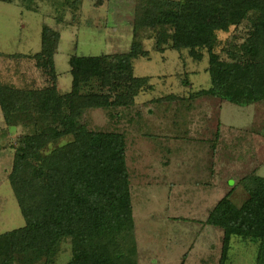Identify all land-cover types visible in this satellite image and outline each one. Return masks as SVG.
<instances>
[{
  "label": "rangeland",
  "instance_id": "374dc122",
  "mask_svg": "<svg viewBox=\"0 0 264 264\" xmlns=\"http://www.w3.org/2000/svg\"><path fill=\"white\" fill-rule=\"evenodd\" d=\"M139 2H0V81L27 91L53 85L35 58L46 26L61 36L55 56L61 95L72 91L74 58L106 57L109 64L114 56L137 48L140 54L131 60V67L133 76L144 83L134 103L127 108L75 111L73 119L91 131L125 137L137 264H182L194 243L201 244L200 251L206 249L202 227L194 225L204 221L208 226L211 211L204 208L213 210L236 188L232 197L239 204L241 196L248 197L241 182L252 175L264 177V101L245 107L208 96L195 95L191 101V94L211 88L208 52L201 51L204 57L197 61L188 50H174L170 37L159 43L163 31L172 33L173 14L167 10L160 13V26L135 29ZM255 17L229 32H217L215 51L221 59L231 60L228 50L241 52ZM109 91L96 79L83 84L81 94ZM57 126L30 108L9 126L0 108V235L26 225L9 180L20 140L33 129ZM71 259L72 245L65 240L50 264H67Z\"/></svg>",
  "mask_w": 264,
  "mask_h": 264
},
{
  "label": "trees",
  "instance_id": "16d2710c",
  "mask_svg": "<svg viewBox=\"0 0 264 264\" xmlns=\"http://www.w3.org/2000/svg\"><path fill=\"white\" fill-rule=\"evenodd\" d=\"M164 10L173 14L172 33L163 31L160 44L170 37L174 50H188L197 61L204 57L201 51L208 52L211 88L191 94V101L208 96L234 107L264 101V0H140L135 29L160 26ZM251 15L256 17L241 52L228 50L231 60L221 59L215 51L217 32H229ZM60 38L46 26L35 56L51 77V87L27 91L0 81V108L7 125L14 126L26 108L58 124L33 129L19 142L9 180L26 225L0 235V264H50L65 240L72 245L67 264H137L125 137L91 131L78 125L73 113L131 106L144 83L131 67L140 53L136 48L116 55L109 64L106 57L74 58L72 91L61 95L55 67ZM96 79L111 91L81 94L82 85ZM241 185L248 195L242 206L234 204L230 192L206 222L224 232L220 264L225 263L231 237L264 240V177L248 176Z\"/></svg>",
  "mask_w": 264,
  "mask_h": 264
},
{
  "label": "crops",
  "instance_id": "0c3cea01",
  "mask_svg": "<svg viewBox=\"0 0 264 264\" xmlns=\"http://www.w3.org/2000/svg\"><path fill=\"white\" fill-rule=\"evenodd\" d=\"M232 185V183L230 184ZM238 188L231 189L232 192L231 197L238 192ZM229 192V193H230ZM240 196V195H239ZM232 197V201L234 202ZM242 198V199H241ZM248 199V197L241 196L239 198L240 203L235 204L240 207L242 204ZM205 211H212L210 206H206L204 208ZM208 212V213H209ZM201 220V219H199ZM202 222L197 221L194 225L202 227L200 233L201 236H204V241L202 242L206 249L200 251L198 248L200 247V243H194L191 250L186 254L183 258L182 264H220L222 259V250L220 246L222 245L223 240L222 236L224 232L221 228L213 227V226H205ZM219 232V233H218ZM217 237L219 240H217ZM217 249H220L217 252ZM264 240L262 239H246L243 237L233 236L230 240V247L228 250L227 257L225 259L224 264H262L264 253Z\"/></svg>",
  "mask_w": 264,
  "mask_h": 264
}]
</instances>
